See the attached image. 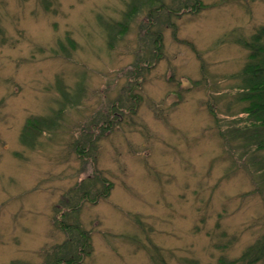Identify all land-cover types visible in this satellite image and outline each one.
<instances>
[{
    "label": "rangeland",
    "instance_id": "obj_1",
    "mask_svg": "<svg viewBox=\"0 0 264 264\" xmlns=\"http://www.w3.org/2000/svg\"><path fill=\"white\" fill-rule=\"evenodd\" d=\"M153 1L177 11L0 0V264H52L72 237L58 221L88 231L78 264H218L264 234L245 167L264 152H229L222 136L248 121L249 51L234 39L264 26V0ZM61 108L21 142L30 117Z\"/></svg>",
    "mask_w": 264,
    "mask_h": 264
},
{
    "label": "trees",
    "instance_id": "obj_2",
    "mask_svg": "<svg viewBox=\"0 0 264 264\" xmlns=\"http://www.w3.org/2000/svg\"><path fill=\"white\" fill-rule=\"evenodd\" d=\"M227 1L223 0V2ZM150 4L149 12L152 13V16H155V14L160 15L159 13L163 12V9L167 11V16H172L177 11V9L173 10V8L165 7L166 4L164 5V3H160L162 6H159L158 3L155 7L152 5L156 4L153 0ZM191 4L194 5V8L204 7L202 0H186L182 4L184 5L182 8H189ZM234 41L249 51L248 62L237 76L241 83L236 97L237 101L245 103L241 113L247 114L248 121L243 124V127L235 126L229 137L225 134L222 136L224 147L229 152L232 149L235 151L234 144L236 147L243 148L241 153V156H243L249 153L251 149L253 152H264V26H260L249 38L240 35ZM70 43L73 45L74 41L70 39ZM65 96L67 97L66 94ZM63 112L61 108V110L53 112L50 117H30L25 122L21 132V142L28 147H34L42 132L50 131L59 124ZM254 157L245 162V167L250 170L253 178V191L260 194L264 199V159L256 155ZM74 210L76 211V209ZM69 214V212H65V216ZM58 223L59 227L65 232L67 231L72 237L51 256L52 264L80 263L85 256H89L92 252L91 238L88 231L81 228L78 223L74 225L65 224L64 221H58ZM262 260H264V234L255 244L248 246L238 258L227 260L221 258L218 264H259ZM14 264L18 263L14 262ZM161 264L167 263L161 261ZM185 264H197V261L187 259Z\"/></svg>",
    "mask_w": 264,
    "mask_h": 264
}]
</instances>
